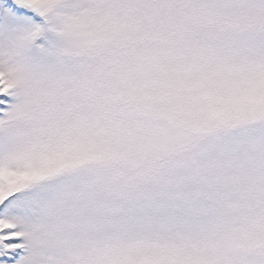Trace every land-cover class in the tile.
<instances>
[{
    "label": "snow or ice",
    "instance_id": "obj_1",
    "mask_svg": "<svg viewBox=\"0 0 264 264\" xmlns=\"http://www.w3.org/2000/svg\"><path fill=\"white\" fill-rule=\"evenodd\" d=\"M0 264H264V0H0Z\"/></svg>",
    "mask_w": 264,
    "mask_h": 264
}]
</instances>
